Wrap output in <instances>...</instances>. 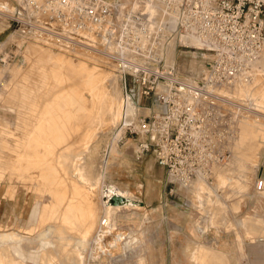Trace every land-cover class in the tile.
Listing matches in <instances>:
<instances>
[{
  "label": "rangeland",
  "instance_id": "1",
  "mask_svg": "<svg viewBox=\"0 0 264 264\" xmlns=\"http://www.w3.org/2000/svg\"><path fill=\"white\" fill-rule=\"evenodd\" d=\"M4 1L0 0V185L8 186L7 199L13 201L15 195H19L25 206L20 215H11L0 226V238L7 237L0 239V246L8 249L11 255L5 250L9 260L2 256L0 259H4L6 264H264V185L261 190H256L257 181L264 182V120L256 115L264 114V63L256 69L249 68L232 85L213 89L214 92L222 90L220 97L222 104L226 105L222 108V163L215 166L209 179L192 185L185 192L170 181L164 169L156 165L153 146L148 151H141V143L149 141L148 138L119 128L117 120L122 115L121 107L115 121L105 115L107 80H115L116 89L119 87L120 91L118 101L122 99L118 78L120 58L109 42L90 37L89 40L85 36L66 37L52 28L43 32L20 19L21 15L15 13L11 0H8L9 5L2 6ZM36 33L41 36L37 37ZM173 57L171 79L190 82L198 70L213 59V54L199 49L178 48ZM65 60L68 64L72 63L71 67L84 66L82 68L95 74L100 73L101 84H96V88L99 87L98 96L92 95L87 87L79 86L84 78L82 75L77 77L72 73L70 76L57 65L60 61L66 64ZM68 70L75 72L79 69ZM76 85L79 86V93L72 100L73 106L82 98L86 112L83 109L77 112L76 108L64 103L67 102L66 94ZM60 90L62 93H59ZM130 90L134 105H137V88L130 85ZM61 98L64 99L60 101ZM152 106V99L141 100V116L149 118ZM69 111L72 116L64 115ZM80 113L82 116H79ZM53 115L61 121H55ZM39 119L43 120L42 123ZM50 119L51 122H48ZM62 120L68 121L65 123ZM35 128L41 131V139L38 137L39 142L33 145L26 137L32 135ZM50 128H54L53 131ZM54 130L57 132L55 135ZM25 140L33 146H27ZM20 142L24 150L31 153L36 150L22 165L17 158L20 149L15 147ZM96 144L93 153L91 148ZM88 150H91L90 157ZM75 156L83 157V166L94 163L88 165L89 177L96 176L92 180H98L96 183L93 181L95 186L92 188L74 174L78 162ZM7 163H11L10 166ZM17 166L20 171L27 167L33 172L24 170L23 173L27 172L25 177H29L25 178V174L16 172ZM36 174L43 176L45 181L41 177L38 179ZM50 174L52 178H49ZM57 178L61 184L57 185ZM108 185L127 193L135 206L112 212L110 234L95 245L93 239L100 233L98 229L100 231L103 227L99 225V219L105 214L100 198L101 188ZM47 188L50 191H46ZM58 191L60 193L56 194ZM58 195L63 199H59ZM56 198L64 206L58 202L61 207H56ZM66 202H69L70 210L65 208ZM86 211L90 218H87ZM68 214L73 215L71 218L76 216L73 222L72 219L69 222L65 219ZM78 214L85 222L81 223ZM91 216H96L94 223ZM90 225L93 230L85 237L86 241H82V235ZM117 233L120 237L116 244L110 245L109 241ZM74 247L80 250L74 251ZM1 248L0 255L5 256Z\"/></svg>",
  "mask_w": 264,
  "mask_h": 264
},
{
  "label": "built area",
  "instance_id": "2",
  "mask_svg": "<svg viewBox=\"0 0 264 264\" xmlns=\"http://www.w3.org/2000/svg\"><path fill=\"white\" fill-rule=\"evenodd\" d=\"M11 2L20 19L43 32L52 28L66 37L90 40V35L109 42L120 58L122 101L131 103L134 111L119 128L148 138L141 151L153 146L156 165L185 192L211 177L222 163L226 106L222 90L213 89L232 85L264 57V0ZM178 48L210 51L213 59L190 82L176 81L171 77ZM130 85L137 88V105ZM143 99L153 101L149 118L140 114ZM263 185L257 181L256 190Z\"/></svg>",
  "mask_w": 264,
  "mask_h": 264
},
{
  "label": "bare ground",
  "instance_id": "3",
  "mask_svg": "<svg viewBox=\"0 0 264 264\" xmlns=\"http://www.w3.org/2000/svg\"><path fill=\"white\" fill-rule=\"evenodd\" d=\"M6 1H4L3 2V5L2 6H6ZM1 9V8H0ZM2 12V11H1ZM10 16H11V14H10ZM45 31V30H44ZM36 35H37V37H40L41 35L40 34H37L36 33ZM38 35H40V36H38ZM83 35H85V34H83ZM43 36H47L48 37V35L46 34V35H44L43 34ZM88 37H90V38H92V36H90V35H88ZM60 40V39H59ZM62 40V39H61ZM43 41V40H42ZM79 42V41H78ZM60 49H62V48H60ZM63 50H64V48H63ZM66 50V49H65ZM62 51V50H61ZM66 61V60H65ZM68 61V60H67ZM67 61H66V64H64L63 65V63H60L59 62V64H58V62H57V65H59V66H61L63 69H65V72L66 73H70V76L72 75V73H74V75L75 76H80V75H82V77H84L83 78V80H82V82H81V84H79V86L80 85H82V86H85V87H87L88 89H89V91L92 93V95H94L95 96V94H96V96H98V93H99V87L98 88H96V84L97 83H99V84H101L100 82V80L102 79L101 78V75H99L100 73H98V74H95L93 71H91L90 69H86V68H82V67H84V66H79V65H77V66H75V64H74V66L75 67H71V65H72V63L70 64H68L67 63ZM70 62V61H69ZM80 62V61H79ZM56 63V62H55ZM54 63V64H55ZM65 63V62H64ZM264 63V57L263 58H261L260 60H258V61H256L255 63H253L252 65H251V67L253 68V69H256V68H258L261 64H263ZM70 65V66H69ZM82 65V64H81ZM73 66V65H72ZM250 67V68H251ZM79 69V70H75V72H72L71 70H68V69ZM252 70V69H251ZM78 73V74H77ZM104 74V73H103ZM246 74V73H245ZM101 78V79H100ZM60 81V80H59ZM58 80H57V82H59ZM62 82V81H61ZM41 83V82H40ZM107 83L109 84V85H107L108 87H107V93L105 94V98H106V101L104 102V108H105V115L106 116H108L111 120H113V121H115L116 120V117H117V112H118V110H119V108L121 107V113H122V115L120 116V118H119V120H117V124L118 123H120L121 121H123L124 119L125 120H129V119H132L133 118V113H134V111H132V106L130 105V103L129 102H124V101H122V99L121 100H119L118 101V99H119V96H118V94H119V92H118V90H119V87H118V89H116V83H115V80H107ZM59 84V83H58ZM111 84V85H110ZM24 86V85H23ZM79 86L78 85H76L75 86V88L74 89H72L71 91H68V94H66L67 96H66V100H67V102H64V103H67V105H71V107H73L74 109L76 108V111L77 110H84V108H83V105H82V102L84 103V100L82 99V98H80L79 99V101H77L78 103H77V105H74L73 106V102H72V100H75V99H73V98H77L76 97V95H78V91H79ZM118 86V85H117ZM185 86L186 87H189L190 89H192L193 90V92H196L197 90L191 85V86H189L188 84H185ZM24 88V87H23ZM222 89V88H221ZM39 92V91H38ZM33 93V92H32ZM59 93H62V91L60 90V92ZM92 95H91V97H92ZM212 96V95H211ZM60 98V97H59ZM122 98V97H121ZM58 99V98H57ZM62 99H64V98H61V100L60 101H62ZM214 99H216V100H219V98H214ZM57 101L58 103L60 102V101ZM55 101V102H56ZM57 104V103H56ZM60 104V103H59ZM58 104V106H61V105H63V104H61V105H59ZM34 105V104H33ZM65 105V104H64ZM85 105V104H84ZM48 106V105H47ZM53 106V105H52ZM54 106H56L55 104H54ZM57 107V106H56ZM56 107H54V108H56ZM116 107H117V109H116ZM46 109V108H45ZM41 111H42V109H41ZM45 111V110H44ZM67 111V110H66ZM85 112H86V110H84ZM47 112V111H46ZM78 112V111H77ZM76 112V113H77ZM83 112V111H82ZM81 112V113H82ZM30 113H32V112H30ZM51 113V112H50ZM67 114H64V115H68V114H70L71 115V113H70V111H69V113L68 112H66ZM81 113H80V115L79 116H82L81 115ZM84 113V112H83ZM40 114H41V112H40ZM54 114H57L56 112H54ZM72 114H74V113H72ZM42 115V114H41ZM58 115V114H57ZM56 115V116H57ZM75 115V114H74ZM256 115H258V116H260V118L261 119H263L264 120V114H261V113H257ZM31 116V115H30ZM52 116V115H51ZM62 116H63V113H62ZM66 116H64V119H65V117ZM72 116V115H71ZM76 116V115H75ZM75 116H74V118H75ZM132 116V117H131ZM53 117H55L54 115H53ZM59 117V116H58ZM69 117V116H68ZM84 117V116H83ZM56 118V119H55ZM54 119H55V121H58L59 119L57 118V117H55ZM72 118V117H71ZM77 118H78V116H77ZM255 118H257V117H255ZM255 118H254V120H255ZM34 119V118H33ZM58 119V120H57ZM69 119H70V117H69ZM29 120V119H28ZM40 120V119H39ZM42 120V119H41ZM40 120V122L42 123V121ZM66 120V119H65ZM63 121V122H67V121ZM72 120V119H71ZM77 120V119H76ZM81 120V119H80ZM52 121H53V119H52ZM59 121H61V120H59ZM70 121V120H69ZM75 121V120H74ZM78 121V120H77ZM39 122V123H40ZM48 122H51V119L48 121ZM45 123H47L46 121H45ZM58 123V122H57ZM68 123H70V122H68ZM44 124V123H43ZM53 124V123H52ZM75 124H78V123H76L75 122ZM112 124V123H111ZM116 124V123H115ZM116 124V125H117ZM54 125H56L55 123H54ZM54 125L53 126H51V124H50V126L51 127H54ZM70 125H73V124H69L68 126H70ZM45 126H46V124H45ZM44 125H43V127H45ZM59 126V125H58ZM61 126V125H60ZM42 127V128H43ZM115 127H117V126H115ZM41 128V129H42ZM46 128V127H45ZM55 128V127H54ZM54 128H50V129H52V131H53V129ZM59 128H61V127H59ZM37 128H35L34 130H33V132L31 133L32 135H30V136H27L26 138L29 140L30 139V141L33 143V145H35L34 143H36L37 141L39 142V140H37L38 139V137H40V139H41V135H40V133H41V131L39 132V131H37L36 130ZM40 129V128H39ZM116 129V128H115ZM45 130V129H44ZM55 130H56V128H55ZM55 130H54V135H55V133H57V132H55ZM5 131V130H4ZM27 133V132H26ZM5 134H7V133H5ZM9 134V133H8ZM47 134V133H46ZM27 135H29V134H27ZM40 135V136H39ZM63 135V134H62ZM43 136V135H42ZM44 137V136H43ZM43 137H42V139H43ZM51 137H52V135H51ZM55 137V136H54ZM18 138V137H17ZM25 138V139H26ZM47 138V137H46ZM46 138H44V139H46ZM48 138H50V136L48 137ZM47 138V139H48ZM53 138V137H52ZM20 139H21V137H20ZM19 139V140H20ZM54 139V138H53ZM56 139V138H55ZM2 140V139H1ZM12 140V139H11ZM28 140H25L24 142H28ZM57 140V139H56ZM65 140H66V138H65ZM13 141V140H12ZM2 142V141H1ZM4 142V141H3ZM25 143V144H28L27 146H29L30 144H29V142L28 143ZM41 142V141H40ZM82 142V141H81ZM6 143V142H5ZM10 144V143H9ZM18 144V143H17ZM24 143H23V145H25ZM83 144V143H82ZM86 144V143H85ZM1 145H3V144H1ZM32 144L30 145V146H33ZM37 145V144H36ZM98 144H96V145H91L92 146V148H91V150L93 149H95L96 148V146H97ZM10 146V145H9ZM18 146V148L17 149H20L19 151H18V153H17V155H18V157L17 156H15V157H17V158H19L18 160L20 161V163L19 164H21L22 162L24 163V161H26V160H29V158H31L30 156L32 155V153L34 152V153H36L35 151L36 150H34V148L32 147V149L34 150L32 153L30 152V150H28V151H26L27 149H25L24 150V148L22 147V144H21V142H20V144L19 145H15V147H17ZM29 146V147H30ZM41 146V145H40ZM72 146V145H71ZM2 147H4V146H2ZM14 147V148H15ZM29 147H28V149H29ZM7 148V147H6ZM9 148V147H8ZM23 148V149H22ZM31 149V148H30ZM38 149V148H37ZM91 150L88 152L89 154H88V157H90L91 156ZM92 150V151H93ZM96 150V149H95ZM15 151V150H14ZM41 151V150H40ZM12 152V151H11ZM15 152H17V151H15ZM98 152V151H97ZM38 153V152H37ZM93 153H94V151H93ZM93 153H92V156H93ZM5 154V153H4ZM14 154V153H13ZM40 154V153H39ZM75 154V153H74ZM87 154V153H86ZM16 155V154H15ZM35 155V154H34ZM38 155V154H37ZM8 156H10V155H8ZM82 156V155H81ZM83 156H85V154L83 155ZM9 158H11V157H9ZM8 158V159H9ZM34 157L32 156V159H33ZM75 158H76V161H78L77 162V164H76V168H75V173L74 174H76V175H78L77 177L78 178H80L81 179V181L83 180L84 181V183H85V181L88 183L87 185L90 187V188H92L93 187V185L95 186V183L96 182H98V180L96 181V180H92V179H95L96 178V176H95V178L93 177H89V172H88V165L89 164H85L86 166H83L82 164H81V161H83V157H80V156H75ZM7 159V160H8ZM89 158H87V160H88ZM7 160H5L6 162H7ZM12 160V159H11ZM10 160V161H11ZM42 160H44V159H42ZM84 160H85V158H84ZM91 160V159H90ZM10 161H8V162H10ZM39 161V160H38ZM86 161V160H85ZM2 162V161H1ZM13 162H14V160H13ZM15 162H17V161H15ZM32 163H33V161H31ZM35 162V161H34ZM87 162H89V161H87ZM29 163H30V161H29ZM31 163V164H32ZM42 163H43V161H42ZM83 163V162H82ZM5 164V163H4ZM11 164V163H10ZM10 164L8 165V163H7V165L8 166H10ZM25 164H28V162H26ZM92 164H94V163H92ZM92 164L91 165H89V166H92ZM17 165V164H16ZM22 165V164H21ZM36 165V164H35ZM38 165V164H37ZM39 165H40V163H39ZM38 165V166H39ZM3 166V165H2ZM20 166V165H19ZM19 166H17V168L19 167ZM28 166H29V164H28ZM11 168V167H10ZM14 168H16V166L14 167ZM20 168V167H19ZM19 168H18V170L16 171L17 173L18 172H22V173H20V174H25L23 177H25L27 174V172L26 173H23V171L24 170H26L27 169V167H25V169L24 170H19ZM41 168V167H40ZM44 168H45V166H44ZM98 168V167H97ZM21 169H22V166H21ZM90 169V168H89ZM93 169H94V167H93ZM96 169V168H95ZM8 170V169H7ZM10 170V169H9ZM8 170V171H9ZM15 170V169H14ZM27 170H30V169H27ZM54 170H55V168H54ZM5 171V170H4ZM13 171V170H12ZM31 171V170H30ZM30 171L28 172L30 175H31V173H30ZM59 171V170H58ZM95 171V170H94ZM6 172V171H5ZM31 172H33V170L31 171ZM97 172V170L95 171V173ZM8 173V172H7ZM45 173V172H44ZM43 173V174H44ZM91 173V172H90ZM93 173V172H92ZM95 173H94V175H95ZM12 174V173H11ZM47 175V174H46ZM46 175H45V177H46ZM51 175V174H50ZM97 175V174H96ZM9 176H10V174H9ZM32 176V175H31ZM35 176H37V174L35 175ZM48 176V175H47ZM65 176V175H64ZM92 176H93V174H92ZM20 177H22L21 175H20ZM19 177V178H20ZM22 177V178H23ZM33 178H34V174H33V176H32ZM39 177H41V176H37V178L39 179ZM58 177V176H57ZM98 177V176H97ZM25 178H29V177H25ZM36 178V177H35ZM36 178V179H37ZM42 179L41 180H44L45 178L42 176L41 177ZM44 178V179H43ZM49 178H52V175H51V177H49ZM32 178L30 177V180H31ZM47 179H48V177H47ZM47 179H46V181H47ZM58 179V178H57ZM98 179V178H97ZM17 180V179H16ZM24 180V179H23ZM52 181V179H49V181ZM59 180V179H58ZM92 180V181H91ZM22 181V180H21ZM26 181V180H25ZM35 181V180H34ZM45 181V180H44ZM43 181V182H44ZM61 180H59V183H57V185L58 184H61V182H60ZM74 181V180H73ZM76 181V180H75ZM80 181V180H79ZM93 181H95V183H93ZM100 181V180H99ZM38 182V181H37ZM42 182V181H41ZM48 182V181H47ZM46 182V183H47ZM51 183V182H50ZM77 183V182H76ZM75 183V184H76ZM40 184H43V183H40ZM71 184V183H70ZM86 184V183H85ZM85 184H84V186L83 187H85ZM72 185V184H71ZM77 185V184H76ZM86 185V186H87ZM98 185V184H97ZM196 185V184H195ZM43 186H44V184H43ZM49 186V185H48ZM47 186V187H48ZM50 186H51V184H50ZM50 186H49V188H50ZM102 186V185H101ZM45 187V186H44ZM61 187V186H60ZM62 187H63V185H62ZM196 187V186H195ZM23 188H24V186H23ZM49 188H47L46 189V191L47 190H49ZM51 188H53L52 186H51ZM69 188V187H68ZM81 188H82V186H81ZM44 189V188H43ZM86 189H87V187H86ZM97 189H99V188H97ZM102 190H101V200H102V207L104 208L103 210H105L103 213H105L102 217H101V219H99L100 220V224L99 225H101V226H103V227H101V229H100V231H99V229H98V232H100V233H97V235H96V233H95V235H93V237L95 236V238L93 239V241L95 242V245H99L100 244V241H101V239H103V237L105 238L108 234H110V230H109V227H110V224H109V222H110V214H112V212H114V211H117V210H119V209H122V208H124V209H127V208H129V207H134L135 206V204H134V202L127 196V193H125V192H122V191H120V190H118L116 187H114V186H112V185H108V186H103V188H101ZM14 190V189H13ZM55 190V189H54ZM73 190V189H72ZM75 190V189H74ZM73 190V191H74ZM77 191H79V189H76ZM84 190H85V188H84ZM91 190V189H90ZM50 191V190H49ZM73 191H72V193H73ZM15 192V191H14ZM51 192H53L52 190H51ZM63 192V191H62ZM65 192H66V190H65ZM76 192V191H75ZM74 192V193H75ZM85 192H87V190L85 191ZM90 193H91V191H89ZM49 193V192H48ZM54 193V192H53ZM53 193H51V195L53 194ZM60 193V191H58V193H56V194H59ZM82 193V192H81ZM89 193V194H90ZM55 194V193H54ZM53 194V195H54ZM76 194V193H75ZM82 194H84V193H82ZM100 194V193H99ZM63 195V194H62ZM72 196H73V194H71ZM81 195V194H80ZM61 196V195H60ZM59 195H58V197H60ZM67 196V195H66ZM72 196H70V197H72ZM79 196V195H78ZM51 197H56V196H51ZM81 197V196H80ZM84 197V196H83ZM65 198V197H64ZM66 198H68V197H66ZM75 198V197H74ZM73 198V199H74ZM114 198V199H113ZM59 199H63V197L61 198H59ZM81 199V198H80ZM79 199V200H80ZM87 199V198H86ZM58 199L56 198V200L55 201H57ZM67 200V199H66ZM115 200H118V202H116ZM72 201V200H71ZM76 201V200H75ZM82 201V200H81ZM80 201V202H81ZM88 201V200H87ZM60 203V201H57V204H56V207L57 206H59V203ZM85 202V201H84ZM83 202V203H84ZM71 203V202H70ZM87 203V202H86ZM54 204V203H53ZM52 204V205H53ZM61 204V203H60ZM66 204H67V202H66ZM78 204V203H77ZM88 204V203H87ZM89 204H90V202H89ZM51 205V206H52ZM62 205V204H61ZM61 205L59 206V207H61ZM62 206H64V205H62ZM76 206V205H75ZM85 206L87 207L88 205H86L85 204ZM85 206H83V207H85ZM101 206V205H100ZM56 207H54L55 209H53L52 207H50V208H52L53 210H56L57 208ZM99 207V206H98ZM65 208H69L68 210H70V205H69V202H68V204H67V207L65 206ZM78 208V207H77ZM95 208V207H94ZM101 208V207H100ZM44 209V208H43ZM48 209V208H47ZM59 209V208H58ZM67 209H65V210H67ZM81 209H82V207H81ZM86 210H87V208H85ZM89 209V208H88ZM49 210V209H48ZM80 210V209H79ZM58 211V210H57ZM81 211V210H80ZM93 211V210H92ZM49 212V211H48ZM51 212H53V211H51ZM55 212V211H54ZM66 212H68V211H65V213ZM71 212H72V210H71ZM87 212V211H86ZM90 212H91V209H90ZM89 212V213H90ZM69 213V212H68ZM79 213V212H78ZM102 213V214H103ZM81 214V213H80ZM80 214H78V216L80 217L81 215ZM93 214V213H92ZM113 214H115V213H113ZM44 215V212H43V214H42V216ZM63 215V214H62ZM86 215V214H85ZM87 215H88V212H87ZM86 215V216H87ZM90 215V214H89ZM88 215V216H89ZM94 215V214H93ZM71 216H73V215H67V217L65 218L67 221L69 220V219H72L71 220V222H73V218L74 217H76V216H74V217H72L71 218ZM86 216H85V218H86ZM87 216V218H90V216L88 217ZM99 216V215H98ZM59 217V216H58ZM78 217V218H79ZM84 217V216H83ZM96 216H94V218H95ZM81 218V217H80ZM94 218H92V216H91V219L93 220ZM99 218V217H98ZM47 219V218H46ZM50 219V218H49ZM82 219V218H81ZM90 219V220H91ZM113 219V218H112ZM66 220H65V222H66ZM79 220V219H78ZM85 220V219H84ZM83 219L82 220H80L81 221V223H82V221H84ZM91 220V221H92ZM95 220H97V219H95ZM95 220H93L92 222L94 223V221ZM99 220H98V222H99ZM89 221V220H88ZM112 221V220H111ZM69 222V221H68ZM85 222V221H84ZM87 222V221H86ZM92 222H90V224L92 223ZM92 223V224H93ZM71 224V223H70ZM69 224V225H70ZM113 224V223H112ZM58 226V225H57ZM56 226V227H57ZM97 226V225H96ZM112 226V225H111ZM113 226H114V224H113ZM55 227V226H54ZM82 227V226H81ZM98 227V226H97ZM50 228V227H49ZM85 228V227H84ZM92 227H91V225L89 226V227H87V229H86V231L84 232V234L82 235L83 237V239H82V241H86L85 240V237H87L88 235H90V232H91V230H93V229H91ZM99 228V227H98ZM114 228V227H113ZM112 228V229H113ZM53 229V228H52ZM57 229V228H56ZM71 230V229H70ZM57 231H59V230H57ZM61 231H62V229H61ZM60 231V232H61ZM74 231V230H73ZM95 231V230H94ZM64 232H66V230L64 231ZM77 232V231H76ZM75 232V233H76ZM54 233V232H53ZM94 233V232H93ZM112 233V232H111ZM10 234V233H9ZM13 234H15V233H13ZM61 234V233H60ZM82 234V233H81ZM7 235V234H6ZM63 235V234H62ZM68 236H70V235H68ZM0 237H1V235H0ZM3 237L4 236H2V239L1 240H3ZM16 237V236H15ZM59 237H60V235H59ZM61 237H63V236H61ZM120 237V234H116V235H114L113 236V238L109 241V244L110 245H115L116 244V241L118 240V238ZM4 238H7V237H4ZM12 238V237H11ZM17 238H18V236L16 237V240H17ZM9 239V238H8ZM8 239H6V240H8ZM12 239H14L13 241L16 243V241H15V238H12ZM11 239V240H12ZM19 239V238H18ZM52 239V238H51ZM68 239V238H67ZM77 239V238H76ZM5 240V239H4ZM65 240V239H64ZM73 240V239H72ZM78 240V239H77ZM76 240V241H77ZM88 240H89V238H88ZM10 241V240H9ZM13 241H11V242H13ZM19 241H20V239H19ZM75 241V242H76ZM79 241H81V240H79ZM78 241V242H79ZM64 242V241H63ZM74 242V241H73ZM78 242H76V243H78ZM89 242V241H88ZM20 243H21V241H20ZM82 243V242H81ZM102 243V242H101ZM13 244V243H12ZM51 244V243H50ZM65 244V243H64ZM67 244H68V242H67ZM75 244V243H74ZM7 245V244H6ZM5 244H4V246H6ZM77 245V244H76ZM80 245V244H79ZM86 245H87V243H86ZM50 246V245H49ZM75 246V245H74ZM82 246V245H81ZM81 246H79V247H81ZM90 246V245H89ZM2 247V245L0 246V248ZM7 247V246H6ZM99 247V246H98ZM100 247H101V245H100ZM5 248V247H4ZM4 248H1V249H4ZM76 249H78V248H76ZM96 249V248H95ZM5 250H8V249H4V255H5V253H7V251H5ZM78 250H80V248L78 249ZM78 250H75V247H74V251H78ZM0 251H3V250H0ZM83 251H84V249H83ZM2 252H0V254H1ZM8 253H9V255H10V252H9V250H8ZM44 253V252H43ZM63 253V252H62ZM75 254V253H74ZM77 254H79V253H77ZM43 255V254H42ZM0 256H2L4 259L8 256V254L7 255H5V256H3V255H0ZM11 256V255H10ZM10 256L9 257H7V260H9V258H10ZM91 256V255H90ZM1 257V258H2ZM82 257V256H81ZM2 258V259H3ZM12 258V257H11ZM78 258V257H77ZM3 259V260H4ZM81 259V258H80ZM79 259V260H80ZM1 260V259H0ZM3 260H1V262L0 263H2V264H6V262L4 263L3 262ZM6 260V259H5ZM6 260V261H7ZM19 260V259H18ZM10 261L13 263L14 262V259H13V261L10 259ZM10 261H8L9 263H10ZM48 261V260H47ZM80 262H81V260H80ZM17 263V262H16ZM8 264V263H7Z\"/></svg>",
  "mask_w": 264,
  "mask_h": 264
},
{
  "label": "crops",
  "instance_id": "4",
  "mask_svg": "<svg viewBox=\"0 0 264 264\" xmlns=\"http://www.w3.org/2000/svg\"><path fill=\"white\" fill-rule=\"evenodd\" d=\"M8 186L0 185V226L6 221V218L11 215H20L24 210V200H21L19 195H15L14 200L11 201L5 197Z\"/></svg>",
  "mask_w": 264,
  "mask_h": 264
},
{
  "label": "water",
  "instance_id": "5",
  "mask_svg": "<svg viewBox=\"0 0 264 264\" xmlns=\"http://www.w3.org/2000/svg\"><path fill=\"white\" fill-rule=\"evenodd\" d=\"M114 199V198H113ZM116 202H118V200H115Z\"/></svg>",
  "mask_w": 264,
  "mask_h": 264
}]
</instances>
